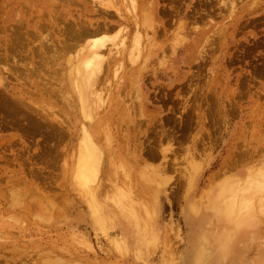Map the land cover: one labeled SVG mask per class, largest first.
I'll return each mask as SVG.
<instances>
[{"label":"rangeland","instance_id":"rangeland-1","mask_svg":"<svg viewBox=\"0 0 264 264\" xmlns=\"http://www.w3.org/2000/svg\"><path fill=\"white\" fill-rule=\"evenodd\" d=\"M84 1L95 7L92 0ZM172 1H159L163 12L166 9L176 16L168 11L160 15V21H165V37L156 42L163 41L166 51L173 40L185 46V50L178 51L182 61L176 72L166 66L172 54L164 53L163 63L154 56L144 57L147 48L143 38V52L135 65L124 59L125 72H133L130 80H121L126 77L122 69L114 76L111 68V73L104 71L99 83L95 82V91L101 87L102 94L108 91L120 98L87 116L79 110L77 101L85 92L79 90L82 80L70 84L73 76L77 77L73 68L77 53L74 48L75 52L73 49L66 55L70 62L65 60L66 52L62 53L63 68L56 73L62 79L60 82L68 79L66 88L54 94L36 89L37 81L32 86L27 84V103L40 111L49 124L53 123L51 126L56 124L57 129H62L63 137L56 140L50 127L47 131L52 136L42 127L34 133L23 129L26 135L21 136L20 128H4L0 124V264H189L196 242L207 243L199 256L201 264H264V216L258 217L254 212V224L244 225L235 243L226 239L223 244L220 239L223 246H218L214 239L219 234L214 230L221 212L218 202L228 199L233 189L229 184L234 182L232 164L237 160L238 145L259 143L261 149L251 157L258 160L264 156V77L254 76L264 64V0H233V8L230 0H208L211 8H204L210 12H203L200 0H179V4L178 0ZM115 2L133 26L104 33V40H108L104 48L118 42L128 30L131 33L126 45L134 44L133 19H140L132 16L125 0ZM173 4L176 11L172 10ZM193 5L197 9L193 10V17L202 14V21L197 19L201 23H189L190 37L180 35L178 40L174 39L176 22L186 21V9H195ZM145 27L150 35L152 23ZM197 31L203 32L201 38ZM218 31L223 34L219 36ZM0 32V40H4ZM46 33L42 31L43 35ZM112 35L115 37L108 39ZM33 42L28 44L29 48L33 49ZM209 50L212 52L208 56ZM202 53L207 55L202 57ZM11 61H0V82L7 84V90L19 92L24 90L17 78L23 75V69L16 67L20 73L12 75ZM136 71L143 74V82ZM157 73L162 76L156 77ZM256 82L260 84V100H254L256 91L252 87ZM135 88L144 94L148 106L145 118H135L142 123L132 126L125 117V106L133 107L130 99ZM91 118L98 120L94 123ZM90 122L102 132L101 136H105L106 129L115 135L117 152L126 160L120 166L117 155L113 172H109L108 164L97 172L95 199L108 207L104 229L94 222L89 200L73 182L82 138L80 129L82 125L89 129ZM241 163L244 164L237 163L236 170L245 171L252 165L249 160ZM145 167L147 171L163 169L158 172L163 180L160 187L141 177L147 173L142 171ZM130 172L135 176L131 177ZM117 195L139 205V218L121 210L123 207L114 201ZM211 195L215 203L210 200ZM149 197L152 200L146 203ZM141 203L151 204L150 212ZM118 241L125 243L122 249L117 248ZM225 252L228 254L223 255Z\"/></svg>","mask_w":264,"mask_h":264},{"label":"bare ground","instance_id":"bare-ground-1","mask_svg":"<svg viewBox=\"0 0 264 264\" xmlns=\"http://www.w3.org/2000/svg\"><path fill=\"white\" fill-rule=\"evenodd\" d=\"M159 1L160 0H139L138 2L137 0H125L124 5L126 8H130V13L132 16H135V19L136 16L140 18L139 20L133 19L134 29L132 30L134 32V36L132 37L134 38V41L131 42L134 44L130 42L132 45L129 47L126 45V39L129 40L127 37H129L131 33V30H128V32L120 37V40L118 38V42H114L109 48H107L108 46L104 48L105 43L108 41L104 40V33L111 32L116 28L120 30L121 27L126 25H132L128 24L131 21H129V19L120 12L118 4L115 2V0H92V3L95 5L93 8H91V6H89L84 0H0V30L2 31L4 38V40H0L3 42V44L0 43V61H8L10 59L12 60L10 63L11 70L9 68L10 71H13L11 73L12 75L14 73L19 75L20 72H18L19 70L17 71L16 69H19V66H21L23 70L20 69L22 71L20 74L23 75H17V78L18 81L21 82V87L24 88V90L22 89L23 91L20 90L19 92V89H11L9 91L6 89L7 84L0 82V124H3V126H1L4 128V125L7 126L6 128H8V126L15 127V129L16 127L18 129L20 128L18 132H22L21 136L25 133L22 131L23 129H26V132L28 131L29 133H34L35 130H41L40 128L42 127V131L46 129L45 132L53 130V133L50 131L49 133L50 135L51 133L52 135H55L56 140L57 137H63L65 132L63 133L62 129L59 127L57 129L56 124L51 126L53 123L49 124L45 119L46 117L43 116L42 113H39L40 111L37 112V110L28 104L29 102L27 103V93L29 87L27 84L32 86L34 85V82L37 81L38 83L35 86L36 89L41 90L42 92L46 91L47 93L54 94L57 91L60 92L62 88H66L68 86V79L66 81L63 77L64 81L60 82L62 79L60 76H57L56 73H59L60 69L63 68V66L60 64L63 59L62 53L66 52L65 60L70 62L71 58L68 56L70 58L69 59L66 55L74 48L77 49L73 50L74 52L76 50L77 53H75V56L77 58L73 57L74 62H76L73 68L75 69L74 75L77 74V77L75 76L74 79L73 76L71 83V77L69 76L70 72L68 73L69 75H67L68 77H66L69 78L70 81L68 83L70 84H72L74 81L82 80L79 90L81 92L83 89H85V92L84 94H81V97L78 96L77 101L79 104V110L83 115L87 116L92 113H96L101 109L104 110L107 104L112 105L114 102H117V99L120 98L119 94H108L107 88L106 93L108 95L103 92V94H106L103 96L101 93L102 91L100 90L101 87L99 88V91H95V87L97 86L95 82L99 83V79L101 78L100 76L105 74L103 73L104 71L111 73V68L114 69L112 71H115L112 72L114 76L118 73V70L122 69V71L126 74V77H121V80L124 82L126 80H130V77L133 76V72H125L124 59L126 58V61L129 60L128 63H130L132 66L134 62L138 61L137 57H140L141 52H143L142 49L144 47L142 48V45L144 46L143 43L145 42V49L147 48L144 53L145 58L147 54L148 56H154V58L157 59V62L163 63L166 60L164 53L167 52L169 56L172 54L173 57L169 59L166 66L169 65V70L176 72L177 65L179 66L180 61H182L180 57L177 56L178 51L185 50V46L181 47L179 41L173 40L174 44L170 45L168 51H166V47L162 44L163 41L156 42L158 38L163 39L165 37L163 33V23L165 21H160V15H163L165 11L170 12L166 9L163 12V8L161 5H159ZM207 1L208 0H200L198 4L201 7H207L210 10L212 4ZM230 1H232L229 3L230 7L233 8L232 6L234 5V1ZM177 4H179V0ZM177 4L176 6L178 7ZM171 6L174 7L175 5L173 4ZM176 8L174 7L172 10H175ZM207 8H204L203 12H205V10L206 12L209 11ZM72 10L75 12L72 13ZM193 10L196 12V7L195 9L192 7L191 11L186 9V16H188L186 17V21H182L180 19L181 21L178 20V22H176L175 20V22L178 24L175 25L173 30H176V36L173 37L174 39L179 38L180 35L187 37L192 34L189 33V23H193L194 25L196 23L197 25V19L201 20L202 16V14H200L201 16L199 15L198 18H194L193 15L195 13ZM208 13L207 16L209 17L210 14L208 15ZM173 14L170 12L171 16L175 15ZM202 19L204 20V18ZM151 23L153 25V29L150 31L151 34L147 35L145 25H149ZM42 31H46L47 33L43 35ZM190 32L192 31L190 30ZM196 34L199 36V38H201L203 32L197 31ZM222 34L219 35L218 31L219 36ZM114 37L115 35H112V37L107 38L111 40V38L113 39ZM143 38L146 40L141 45L140 41H142ZM202 39L200 41H202ZM33 41H35L37 44ZM215 41L218 43L217 39ZM31 42H33L34 45L33 49L28 47V44ZM207 45L211 44L208 43ZM154 48L157 49L156 52L153 51ZM211 50L206 51L208 52V56ZM203 55L206 56L207 54L202 53V57ZM144 66L145 65L143 63V67ZM136 75L140 82H143V74L136 71ZM155 75L156 77L162 76V74L159 73ZM254 76L263 79L264 64L260 66ZM244 80H246V78ZM171 81H174V79ZM124 85L128 86V82ZM259 85L260 84L257 82L253 84L252 89L256 91L254 94V100L261 99V96L258 94ZM135 89V93L132 92L134 96H132L133 98L130 99L133 107L130 108L129 106H125V111L127 113L125 117L130 121V123H132V126L142 123L140 120L135 118H145V107L148 106V102L144 101V94L140 90L138 91L137 88ZM119 90L121 91L122 89L120 88ZM123 91L120 93L122 94ZM92 118L91 121H95L94 123H96L98 119L95 118V120H93ZM93 122H90V126L93 125L91 124ZM92 127L93 129L89 130L86 126H81L80 132L82 134V138L78 145V160L74 169L73 182L76 183L81 192L89 200L90 210L94 222L99 228L104 229L106 224L103 219L107 214L108 207L106 208L103 203L101 204L100 202L96 201L95 197L98 192L97 189H94L93 187H96L98 183L97 172L101 170L105 164L110 166L109 172H113L115 169L113 165H115L116 157L117 155L120 156V154L117 152V145L113 140L115 139V135L112 136L109 132V129L103 131L105 136H101L102 132L99 131V129L97 130V127ZM47 128H49L48 131ZM57 130H60L58 134L56 133ZM46 134L48 135V133H45V135ZM42 135L43 133L41 132V136ZM47 135L46 137H48ZM251 137H254V133ZM260 146L261 145H259V143L251 144V146H247L246 144L238 145L239 152L237 151L238 153H235L237 160H235L232 164V170L235 174L233 180L234 185L229 184V187H233V189L230 191L231 196L228 199L220 200L218 202L221 212L218 217L219 219L217 220L218 224L214 226V230L219 231V234H217L214 238L218 243V246H223L226 239H231L234 241V243L236 240L239 241L240 233L244 231V225L251 226V224H254V219L256 218L253 215L254 212L258 217L264 216V156L261 155L258 160L251 157L261 149L262 146ZM241 147L243 148L241 149ZM162 158H164V154L162 155ZM248 160L252 165H250L247 170H236L238 168L237 163L244 164L241 162L246 163ZM124 161L126 160L123 159V156L121 155L119 157V162L121 163L120 166L123 165ZM191 165V168L195 169L194 165ZM155 168L156 170L147 171L148 167H145L142 171H147V173H142L141 177L149 178L153 183H155V187H160L163 180L159 177L158 172H162L163 169L161 170L159 167ZM129 175L131 177L135 176L133 172H130ZM145 194L146 191L142 193V196L145 197ZM154 199L155 195L153 196V200ZM151 200L152 198L149 197V201H146V203H150ZM210 200L212 203L216 202L214 195L210 196ZM114 201L118 206L123 207L121 210L126 211L130 217L134 216L139 218V205L128 201L124 195H117ZM146 203H141V205L145 206L147 211L150 212L152 209L150 208L151 204ZM246 213L249 214L247 216H243V214ZM135 222H137V220ZM220 239L222 240L223 244L219 241ZM199 243L200 242L195 243L197 247L194 249V253L191 254L192 262L189 264H201L202 262V257L199 256L203 252V249L207 243ZM124 246L125 243L118 241L117 248L122 249ZM227 254V252L223 253V255Z\"/></svg>","mask_w":264,"mask_h":264}]
</instances>
